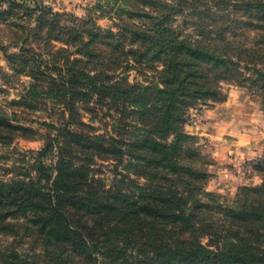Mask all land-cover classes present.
<instances>
[{"label":"trees","instance_id":"trees-1","mask_svg":"<svg viewBox=\"0 0 264 264\" xmlns=\"http://www.w3.org/2000/svg\"><path fill=\"white\" fill-rule=\"evenodd\" d=\"M114 9L143 18L123 19L118 32L96 27V38L110 39L96 41V72L71 64L58 68V77L74 72L96 87L99 109L129 114L115 137L92 138L99 154L106 153L101 158L126 161L135 178L129 179L128 193L99 190L89 182L86 165L74 163L68 147L75 143L81 147L71 146L72 151L88 150L83 140L90 137L68 130L67 119L56 128L72 138L58 146L54 165L39 158L54 146L46 141L37 151L34 175L18 171L16 177H0V231L13 224L11 219L23 218L28 232L41 237L34 254L46 264H68L76 254L101 258L102 264H264V163L253 164L260 183L238 187L232 198L208 190L210 161L184 128L189 107L224 101L220 83L242 78V50L252 56L244 60L260 64L253 65L254 73L264 76V0H120ZM250 29L254 33L245 48L238 34L247 38ZM104 46L111 53L103 54ZM130 61L152 70V79L112 78L110 72ZM54 84L56 91L68 92L66 82ZM27 101V96L19 99ZM18 127L0 115V142L23 136L15 132ZM73 212L92 219L74 225ZM6 257L13 264L30 263L17 252Z\"/></svg>","mask_w":264,"mask_h":264},{"label":"rangeland","instance_id":"rangeland-1","mask_svg":"<svg viewBox=\"0 0 264 264\" xmlns=\"http://www.w3.org/2000/svg\"><path fill=\"white\" fill-rule=\"evenodd\" d=\"M119 2L120 0H0V115L6 117L11 124L21 126L15 132L23 135L10 142H0V177H16L18 171L34 175L33 163L37 151L46 141H53L54 146L39 158L54 165L59 153L58 146L72 138L70 134L59 132L56 127L64 126L69 119L66 125L68 130L82 131L90 137L83 140L89 143L90 148L85 150L86 147H82L88 152L72 151L71 146L81 147L80 144L71 143L68 147L74 163L86 165L89 182L99 190L128 193L129 179L135 178L124 167L126 161L101 158L106 153L99 154L96 147L98 143L92 138L96 135L115 137L117 125L128 123L129 114L122 112L119 116L120 113L113 108L99 109L96 104V87H88L85 78L76 79L74 72L65 70L62 78L58 77V68L71 64L75 69H82L90 74L96 72V53H99L96 41H110L107 37L96 38V27L118 32L120 29L117 25L123 23V19L140 21L143 18L141 15L130 17L125 13L118 15L114 7ZM232 13L237 12L233 10ZM243 17L248 19L245 15ZM254 21H257L256 17ZM187 31L192 32L190 26ZM239 32L242 33L243 30ZM253 33L254 29H250L247 38L238 34V39L245 41V48L250 46L248 41ZM125 40L129 43L130 34ZM103 51V54L111 53V48L104 46ZM248 54L242 50L239 56L242 78L239 81H223L220 85L226 98L230 93L249 96L264 117V76L260 77L253 71V65H260L258 62L254 64V61L244 60ZM231 55L233 59L237 57L233 52ZM249 57H252L251 54ZM74 60H78V63H74ZM143 67L144 64L130 61L124 69L110 74L114 79L125 77L130 83H146L152 79L154 73ZM55 80L66 82L68 92L56 91L58 87L54 84ZM52 88L54 91H51ZM85 91H88V95L80 100ZM22 96H27V105L19 102ZM70 101L74 103L69 105ZM204 107L209 106L199 102L189 107L185 115L186 131L190 121ZM49 123H53L55 127ZM189 133L197 137L200 152L207 162L210 161L209 154L203 150L201 137ZM91 152L93 155L89 154ZM255 161L264 163V157ZM262 173L264 176V164ZM234 195L226 196L232 198ZM72 216V224L79 226L83 222L90 223L92 219V216L79 217L78 212H73ZM11 222V226L0 231V264H13L6 256L14 252L25 257L29 264H37V261L39 264H46L42 256L34 254L39 250L41 237L28 232V228L22 223L23 218H14ZM68 264H102V261L96 257L94 260H87L76 254Z\"/></svg>","mask_w":264,"mask_h":264},{"label":"crops","instance_id":"crops-1","mask_svg":"<svg viewBox=\"0 0 264 264\" xmlns=\"http://www.w3.org/2000/svg\"><path fill=\"white\" fill-rule=\"evenodd\" d=\"M264 117L255 101L240 93L201 109L188 124L210 156L207 188L233 195L238 187L260 183L255 160L264 157Z\"/></svg>","mask_w":264,"mask_h":264}]
</instances>
